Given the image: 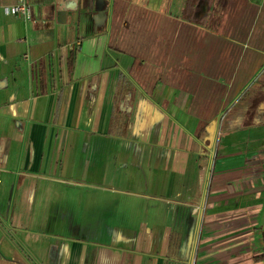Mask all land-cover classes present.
Wrapping results in <instances>:
<instances>
[{
	"label": "crops",
	"instance_id": "crops-1",
	"mask_svg": "<svg viewBox=\"0 0 264 264\" xmlns=\"http://www.w3.org/2000/svg\"><path fill=\"white\" fill-rule=\"evenodd\" d=\"M27 1L0 0V264H264V0ZM110 10L165 43L148 66Z\"/></svg>",
	"mask_w": 264,
	"mask_h": 264
},
{
	"label": "rangeland",
	"instance_id": "rangeland-1",
	"mask_svg": "<svg viewBox=\"0 0 264 264\" xmlns=\"http://www.w3.org/2000/svg\"><path fill=\"white\" fill-rule=\"evenodd\" d=\"M138 12L141 14L142 12H144V10H140ZM106 13L107 11L102 12V17L104 19H106ZM112 13H113L112 10H110L109 14H110V20L112 22V26L110 30L113 31V35L115 36L116 39V45L124 50L136 51L140 53L143 57H145L144 61L148 66V62H149L148 59L152 55V52L155 51L154 49L159 48L163 50L165 43L163 44L159 43V45H155L149 33L148 27L144 25L143 22L138 23V19H136V13H137L136 11L129 10V11H124V13L123 11H120L119 15L114 16V18ZM144 18L147 19V17L145 16ZM214 26L203 25V27L208 31L213 30ZM221 123H225V122H222V119H220V121L218 122L217 128L215 129L214 138L212 139L211 149L209 151L208 157L207 159L204 157V159L202 160V163L203 164L208 163L210 168L214 163L215 154L218 152V149L222 143ZM160 204L162 206L167 207L166 204L169 203L162 201V203Z\"/></svg>",
	"mask_w": 264,
	"mask_h": 264
},
{
	"label": "built area",
	"instance_id": "built-area-1",
	"mask_svg": "<svg viewBox=\"0 0 264 264\" xmlns=\"http://www.w3.org/2000/svg\"><path fill=\"white\" fill-rule=\"evenodd\" d=\"M5 13L11 15H20L25 20H30L31 8L27 0H16L13 5L3 7ZM80 43H76V48H79ZM25 58V56L23 57ZM205 206L202 203H195L191 208V213L196 216L199 221L204 212ZM201 220V219H200ZM201 224V223H200Z\"/></svg>",
	"mask_w": 264,
	"mask_h": 264
},
{
	"label": "water",
	"instance_id": "water-1",
	"mask_svg": "<svg viewBox=\"0 0 264 264\" xmlns=\"http://www.w3.org/2000/svg\"><path fill=\"white\" fill-rule=\"evenodd\" d=\"M102 2H103L102 0H98L96 3V10L98 11L99 16H102V12H103ZM58 15L64 16L65 13L64 11H60Z\"/></svg>",
	"mask_w": 264,
	"mask_h": 264
},
{
	"label": "trees",
	"instance_id": "trees-1",
	"mask_svg": "<svg viewBox=\"0 0 264 264\" xmlns=\"http://www.w3.org/2000/svg\"><path fill=\"white\" fill-rule=\"evenodd\" d=\"M215 28H217L216 25L214 26V29ZM72 62H73V54H71L70 57H69V61H68L69 69H71Z\"/></svg>",
	"mask_w": 264,
	"mask_h": 264
}]
</instances>
